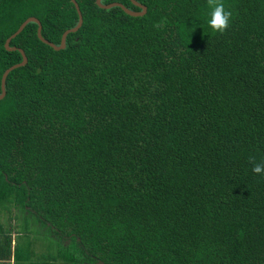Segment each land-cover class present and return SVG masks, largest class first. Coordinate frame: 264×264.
<instances>
[{
  "label": "trees",
  "instance_id": "16d2710c",
  "mask_svg": "<svg viewBox=\"0 0 264 264\" xmlns=\"http://www.w3.org/2000/svg\"><path fill=\"white\" fill-rule=\"evenodd\" d=\"M76 1L65 48L35 22L9 43L27 63L0 99V206L58 264H264V0H222L223 33L207 0ZM30 16L56 45L78 21L71 0H0V79Z\"/></svg>",
  "mask_w": 264,
  "mask_h": 264
},
{
  "label": "water",
  "instance_id": "95a60500",
  "mask_svg": "<svg viewBox=\"0 0 264 264\" xmlns=\"http://www.w3.org/2000/svg\"><path fill=\"white\" fill-rule=\"evenodd\" d=\"M133 5L139 7L141 10L140 11H136V10H132L128 7H126L124 4L120 3V2H111L108 4H104L101 2V0H95L96 4L100 7V8H104V9H109L111 7L117 6L120 7L125 13H127L128 15L131 16H141L143 14H145L147 7L141 3H139L137 0H130ZM71 2L74 4L75 9L77 11L78 14V21L76 23L75 26L66 29L62 35H61V39H60V43L59 45L54 44L51 41H48L47 39H45L42 34H41V22L38 18L34 17V16H30L27 17L20 25L19 27L16 29V31L14 33H12L9 37L6 38L5 42H4V47L6 50L8 51H14V50H18L21 54L22 60L18 63L12 64L10 65L8 68H6L2 75H1V79H0V99L4 97L5 95V83H6V77L7 75L15 68L21 67L23 65H25L27 63V56L24 52V50L22 48L16 47V46H10L9 43L11 41L12 38H14L18 33H20L22 31V29L26 26V24H28L29 22H35L37 24V37L40 41H42L43 43L51 46L54 50H60L65 48L66 46V37L69 33L71 32H76L82 25L83 22V17H82V13L80 11L79 5L77 3L76 0H71Z\"/></svg>",
  "mask_w": 264,
  "mask_h": 264
},
{
  "label": "crops",
  "instance_id": "0c3cea01",
  "mask_svg": "<svg viewBox=\"0 0 264 264\" xmlns=\"http://www.w3.org/2000/svg\"><path fill=\"white\" fill-rule=\"evenodd\" d=\"M22 225L23 224L21 221L13 222L9 229H4V226L2 225L3 228L0 230V264H58V260L53 261V259L55 258L54 255L56 254V249L55 252L43 253L44 256L40 257V260H42L40 261L39 259H37L38 257L34 258V251L31 248V243H26L25 245L21 246L19 245V243L16 241V238L23 233ZM38 226V223H32L30 227L31 229H35L36 232L38 231L37 235L41 237L44 234L39 231H42L44 229L41 228L40 230V227L39 229H36V227ZM30 227H28V229H30ZM28 229H26V231H28ZM47 236H50V238L53 240L55 238L53 234H49ZM5 237L7 238L5 239ZM3 239H5V242L3 241ZM8 239L10 240V243H8ZM45 257L47 259H45Z\"/></svg>",
  "mask_w": 264,
  "mask_h": 264
},
{
  "label": "rangeland",
  "instance_id": "374dc122",
  "mask_svg": "<svg viewBox=\"0 0 264 264\" xmlns=\"http://www.w3.org/2000/svg\"><path fill=\"white\" fill-rule=\"evenodd\" d=\"M12 206H0V223L3 224L4 229H9L11 224L15 221H20V219L22 218V216H17L16 212L17 210L15 208H12ZM37 226V225H35ZM41 228L44 229L42 230L43 232L47 231L46 228L42 227L40 224L38 227H36V229ZM22 235H20L19 237L16 238V241L19 243V245H25L26 243H31V248L34 251V258H37L40 260L41 256H44L43 253L46 252H55V249L58 250V246H59V240L58 238H54L51 239L50 236L47 235H43V236H39L37 235V232L35 229H28V231H26V227L23 228L22 231ZM48 234V233H46ZM52 244H51V242ZM68 243V241L66 242ZM42 261V260H40Z\"/></svg>",
  "mask_w": 264,
  "mask_h": 264
},
{
  "label": "clouds",
  "instance_id": "9594fccd",
  "mask_svg": "<svg viewBox=\"0 0 264 264\" xmlns=\"http://www.w3.org/2000/svg\"><path fill=\"white\" fill-rule=\"evenodd\" d=\"M207 6L210 9L208 26L212 31L223 33L230 26L232 13L225 9L222 0H207ZM252 163V172L256 175L264 176V162L256 163L254 159L250 160Z\"/></svg>",
  "mask_w": 264,
  "mask_h": 264
}]
</instances>
